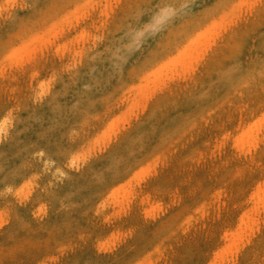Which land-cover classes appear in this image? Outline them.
I'll use <instances>...</instances> for the list:
<instances>
[{
	"label": "rangeland",
	"instance_id": "obj_1",
	"mask_svg": "<svg viewBox=\"0 0 264 264\" xmlns=\"http://www.w3.org/2000/svg\"><path fill=\"white\" fill-rule=\"evenodd\" d=\"M263 188L264 0H0V264H264Z\"/></svg>",
	"mask_w": 264,
	"mask_h": 264
},
{
	"label": "bare ground",
	"instance_id": "obj_2",
	"mask_svg": "<svg viewBox=\"0 0 264 264\" xmlns=\"http://www.w3.org/2000/svg\"><path fill=\"white\" fill-rule=\"evenodd\" d=\"M189 52H190V51H189ZM183 54L186 55V56L183 55V58H185V57L187 58V56H190V58H191L190 60L192 61V58L194 57V53L191 52L190 54H188V53L184 52ZM184 56H185V57H184ZM184 60H185V59H184ZM186 60H187V59H186ZM191 61H190V62H191ZM186 62L189 63V60L186 61ZM263 189H264V188H263ZM263 189H262V190H263ZM262 190H260V191L263 192ZM256 192H257V191H256ZM258 193H259L258 195H259V198H260V196H261V195H260V192H258ZM261 194H263V193H261ZM256 195H257V193H256ZM257 198H258V197H257ZM259 198L257 199V203H260V202H261V208H262V206H264V203H263V205H262L263 198L261 197V200H260ZM259 200H260V202H258ZM258 205H259V204H258ZM256 208H259V207H256ZM256 208H255V209H256ZM244 219L246 220V218H244ZM244 219H243V220H244ZM245 220H244V221H245ZM247 221H248V219H247Z\"/></svg>",
	"mask_w": 264,
	"mask_h": 264
}]
</instances>
